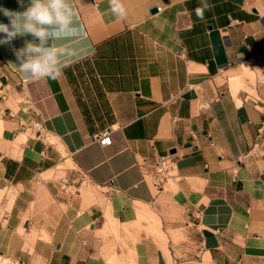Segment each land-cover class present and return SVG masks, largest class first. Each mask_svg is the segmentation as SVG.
<instances>
[{
    "label": "crops",
    "instance_id": "crops-1",
    "mask_svg": "<svg viewBox=\"0 0 264 264\" xmlns=\"http://www.w3.org/2000/svg\"><path fill=\"white\" fill-rule=\"evenodd\" d=\"M123 2L117 19L74 0L80 27L55 43L91 54L58 79L12 64L38 37L0 45V258L107 264L99 232L151 214L136 264H264V0H207L202 20L201 0ZM169 154L158 191L140 165Z\"/></svg>",
    "mask_w": 264,
    "mask_h": 264
},
{
    "label": "clouds",
    "instance_id": "clouds-1",
    "mask_svg": "<svg viewBox=\"0 0 264 264\" xmlns=\"http://www.w3.org/2000/svg\"><path fill=\"white\" fill-rule=\"evenodd\" d=\"M22 11H12L0 7L8 23L0 22V45H11L18 37L32 35L39 43L25 42L20 49H13L16 67L26 81H38L45 78L58 79L64 69L87 55L73 57L71 62L65 59L56 41L75 38L79 29L78 11L74 0H17ZM111 13L117 19H124L127 11L123 0H109ZM211 7L207 0H201L195 9L198 19L204 18V12Z\"/></svg>",
    "mask_w": 264,
    "mask_h": 264
},
{
    "label": "rangeland",
    "instance_id": "rangeland-1",
    "mask_svg": "<svg viewBox=\"0 0 264 264\" xmlns=\"http://www.w3.org/2000/svg\"><path fill=\"white\" fill-rule=\"evenodd\" d=\"M173 183L170 184V189H173ZM153 217L149 215H141L137 222L128 224L130 230L127 232L124 229L126 225L118 224L117 232L115 229L108 225L107 228L99 232V237L102 240L99 254L101 258L110 264L111 261H116L119 264H136L135 261V245L143 238L153 237L160 240L152 229ZM100 227V224L97 225ZM0 264H44L38 261L28 260H12L6 257L0 258Z\"/></svg>",
    "mask_w": 264,
    "mask_h": 264
},
{
    "label": "built area",
    "instance_id": "built-area-1",
    "mask_svg": "<svg viewBox=\"0 0 264 264\" xmlns=\"http://www.w3.org/2000/svg\"><path fill=\"white\" fill-rule=\"evenodd\" d=\"M94 141H98L101 145H111L112 143L108 132L96 136ZM177 162L175 155L169 154L158 158L152 165L143 163L140 167L144 175L151 177L154 187L158 191H163L169 181L178 177Z\"/></svg>",
    "mask_w": 264,
    "mask_h": 264
},
{
    "label": "water",
    "instance_id": "water-1",
    "mask_svg": "<svg viewBox=\"0 0 264 264\" xmlns=\"http://www.w3.org/2000/svg\"><path fill=\"white\" fill-rule=\"evenodd\" d=\"M156 10H157V9L154 8V9H153V12H155Z\"/></svg>",
    "mask_w": 264,
    "mask_h": 264
}]
</instances>
